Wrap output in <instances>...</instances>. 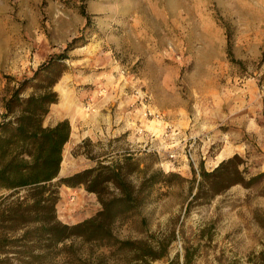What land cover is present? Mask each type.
I'll return each instance as SVG.
<instances>
[{
    "label": "rangeland",
    "instance_id": "rangeland-1",
    "mask_svg": "<svg viewBox=\"0 0 264 264\" xmlns=\"http://www.w3.org/2000/svg\"><path fill=\"white\" fill-rule=\"evenodd\" d=\"M62 53L54 91L72 125L59 178L123 157L135 189L173 174L115 225L118 239H172L151 264H264V177L249 185L264 173V0H0V117L17 84ZM234 156L243 184L200 192V172ZM73 189L56 205L66 225L100 209ZM75 249L53 264L116 262Z\"/></svg>",
    "mask_w": 264,
    "mask_h": 264
},
{
    "label": "trees",
    "instance_id": "trees-1",
    "mask_svg": "<svg viewBox=\"0 0 264 264\" xmlns=\"http://www.w3.org/2000/svg\"><path fill=\"white\" fill-rule=\"evenodd\" d=\"M67 58L66 53L50 56L30 78L17 84L2 106L0 263L53 264L57 253L70 259L78 246L106 250L115 257L114 264H151L166 256L172 239L120 240L114 228L134 219L152 188L175 175L155 173L144 178L135 189L126 172L131 161L123 157L108 165L100 161L94 168L59 178L70 125L63 120L54 126H44V120L50 107L58 102L54 87L68 70ZM27 88L32 90L31 94L22 97ZM239 164L240 159L234 156L210 173L200 172L199 191L215 197L233 185L243 184ZM263 177L264 173L253 177L249 185ZM61 186H82L97 197L100 209L74 225L61 223L56 216ZM104 261L98 257L95 264H106Z\"/></svg>",
    "mask_w": 264,
    "mask_h": 264
},
{
    "label": "crops",
    "instance_id": "crops-1",
    "mask_svg": "<svg viewBox=\"0 0 264 264\" xmlns=\"http://www.w3.org/2000/svg\"><path fill=\"white\" fill-rule=\"evenodd\" d=\"M70 106L71 105H57V104L52 105L50 107V109L52 107L55 108L54 111H55V114L57 115V117H56V119H54V122L52 124H47V120H48L47 118H48V116L50 114V110H49V113H48V115L46 116V118L44 120V126H54L57 122L63 121V120H67L69 122V125L71 126L72 123H71L70 117L72 116L71 115L72 114L71 113L72 110H71ZM70 138H71V133H70ZM60 190H61V192L59 191V200H62L64 198L63 196H67L69 193H71V192L74 193L75 192V190L73 188L71 189V188H68V187H65V186H62V189H60ZM78 222H81V220L78 221Z\"/></svg>",
    "mask_w": 264,
    "mask_h": 264
}]
</instances>
